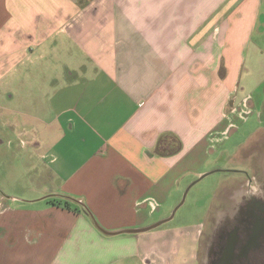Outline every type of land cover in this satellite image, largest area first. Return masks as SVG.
<instances>
[{"label": "crops", "instance_id": "0c3cea01", "mask_svg": "<svg viewBox=\"0 0 264 264\" xmlns=\"http://www.w3.org/2000/svg\"><path fill=\"white\" fill-rule=\"evenodd\" d=\"M257 65L264 0H0L1 96L44 74V116L1 128L41 164L0 172V264H173L166 230L97 224L162 219L255 113Z\"/></svg>", "mask_w": 264, "mask_h": 264}, {"label": "rangeland", "instance_id": "374dc122", "mask_svg": "<svg viewBox=\"0 0 264 264\" xmlns=\"http://www.w3.org/2000/svg\"><path fill=\"white\" fill-rule=\"evenodd\" d=\"M263 67L261 65L253 67L254 75L248 81L247 94L244 92L245 95H250L255 113L242 123L238 132L233 135V143L227 150L209 160L207 163L209 174L193 180L192 183H195H190L192 185L189 184L184 189L181 198L173 206L160 209L159 215H165L162 219L175 213L172 219L156 227L158 232L166 230V240L160 238V247L162 253L168 249L173 251L172 254L175 256L173 264H209L212 239L223 218L235 216L239 211L238 207L241 209L246 200L264 196ZM43 85L44 74H41L40 80L28 85L31 91L18 100L12 99L8 93L4 96L0 94V138L3 134L1 128L9 119L17 117L22 123L31 122L9 109L26 110L33 114V117L44 116L40 110L43 97L39 93ZM241 110L245 117L249 114L247 106H243ZM238 113L241 115V111ZM35 123L36 119L33 118L34 132L40 129L39 124ZM29 137L28 134L23 136L24 139ZM15 147L14 144L0 149L1 173L13 169L22 172L34 164L38 166L41 164L37 158L28 160L24 155L25 150L21 151V155L14 161L13 152L7 148L19 150ZM16 193H20L19 190H16ZM5 195L10 194L5 192ZM157 221L159 220L155 222ZM163 258L161 256L160 261Z\"/></svg>", "mask_w": 264, "mask_h": 264}, {"label": "flooded vegetation", "instance_id": "af4514ba", "mask_svg": "<svg viewBox=\"0 0 264 264\" xmlns=\"http://www.w3.org/2000/svg\"><path fill=\"white\" fill-rule=\"evenodd\" d=\"M238 209L235 216H226L220 223L212 239L209 264L223 256L232 239L234 264H264V196L246 200Z\"/></svg>", "mask_w": 264, "mask_h": 264}, {"label": "water", "instance_id": "95a60500", "mask_svg": "<svg viewBox=\"0 0 264 264\" xmlns=\"http://www.w3.org/2000/svg\"><path fill=\"white\" fill-rule=\"evenodd\" d=\"M209 173H205L204 175L200 176L199 178H203L204 176L208 175ZM195 183V182H194ZM192 183V184H194ZM191 184V185H192ZM174 214L173 213L170 217L168 218H165V219H162V220H159L158 222L156 223H153L149 226H146V227H142V228H129V229H123V230H119V231H107L105 229H103L102 227H100L98 224L97 226L105 233L107 234H112V235H116V234H119V233H141V232H146V231H149L151 229H154L158 226H160L162 223L166 222V221H169L170 219H172L174 217ZM231 242V245H230V248H228L227 250H225L223 256H221L217 262H215V264H234V259H235V256H234V244H235V239H232L230 240Z\"/></svg>", "mask_w": 264, "mask_h": 264}, {"label": "trees", "instance_id": "16d2710c", "mask_svg": "<svg viewBox=\"0 0 264 264\" xmlns=\"http://www.w3.org/2000/svg\"><path fill=\"white\" fill-rule=\"evenodd\" d=\"M56 201V200H54ZM57 202H59V204H64L66 207H71V202L69 199L66 198H60Z\"/></svg>", "mask_w": 264, "mask_h": 264}, {"label": "built area", "instance_id": "2783aa9c", "mask_svg": "<svg viewBox=\"0 0 264 264\" xmlns=\"http://www.w3.org/2000/svg\"><path fill=\"white\" fill-rule=\"evenodd\" d=\"M247 112V111H246ZM248 113V112H247Z\"/></svg>", "mask_w": 264, "mask_h": 264}]
</instances>
